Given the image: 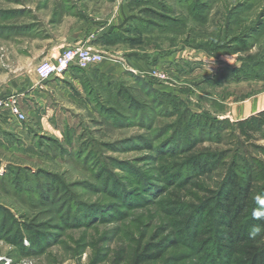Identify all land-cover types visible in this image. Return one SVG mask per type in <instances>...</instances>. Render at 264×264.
Returning <instances> with one entry per match:
<instances>
[{
  "label": "rangeland",
  "instance_id": "rangeland-1",
  "mask_svg": "<svg viewBox=\"0 0 264 264\" xmlns=\"http://www.w3.org/2000/svg\"><path fill=\"white\" fill-rule=\"evenodd\" d=\"M72 1L88 17L107 19L123 0ZM124 1L130 15L148 18L155 25L143 31L140 23L132 24L121 32L122 39L111 41L100 52L101 64L118 65L120 75L102 76L96 68L87 69L88 78H81L84 97L68 102V109L19 106L24 137L13 131L14 122L0 126V211L41 236L37 247H29L26 240L19 246L13 242V229L0 230V264H128L137 246L155 243L172 228L175 219L166 201L176 182L160 179L161 160L154 150L143 148L141 138L162 142L166 138L154 134L177 118L159 116L149 131L145 122L136 123L116 105L118 90H127L145 103L143 82L148 80L160 90L169 86L168 91L182 102L179 113L186 108L204 120L234 122L264 110V0H207L209 8L201 19L190 17L174 0H148L150 5L143 3L147 0ZM68 2L0 0V86L8 85L16 70L39 62L28 60L41 48L23 36L29 26L41 29L45 23L64 33L78 22L75 13L67 14ZM147 8L155 13L146 12ZM14 34L15 48L29 51L20 56L21 61L13 56ZM165 58L168 62L161 63ZM137 61L148 65L145 71ZM234 68H240L236 71L240 74L245 71L246 78H236ZM101 105L114 113L104 116ZM238 130L230 127L224 135L239 137L249 152L257 151L251 145L264 146L258 134L245 141ZM227 138L218 145L221 149H233ZM208 145L214 146L201 141L196 148ZM101 167L104 176H96ZM46 181L55 191L45 192ZM78 214L73 225L65 224L68 215L78 218ZM193 249L179 242L150 264H202Z\"/></svg>",
  "mask_w": 264,
  "mask_h": 264
},
{
  "label": "trees",
  "instance_id": "trees-1",
  "mask_svg": "<svg viewBox=\"0 0 264 264\" xmlns=\"http://www.w3.org/2000/svg\"><path fill=\"white\" fill-rule=\"evenodd\" d=\"M173 2L183 7L190 17L197 19H201L200 14L209 8L207 0ZM143 3L150 5L151 2L147 0ZM152 8H147L149 10L146 12H152ZM163 9L170 10L169 7ZM157 15L171 21L164 14ZM139 23L143 31H148V26L155 25L148 18L130 15L122 25L111 29L109 41H105L122 39V34L130 25ZM239 69L234 68L231 72ZM244 72H236V78H246L247 73ZM253 77L257 78V74ZM143 84L146 88L145 103L131 96L127 90H118L119 101L115 103L128 112L136 123L145 122L144 125L146 124L145 127L149 131L153 130L152 126L159 116H176L175 123L161 127L154 134L159 138L165 137L162 142L155 144L152 142L153 137L141 138L143 148L154 150L157 154L155 158L161 160L157 168L160 179L167 184H170L171 180L176 182L177 187L169 193L166 201L171 218L175 221L172 222V228L166 229L155 243L148 242L137 246L131 253L128 264H150L159 260L168 247L179 242L188 243L194 248L200 255L202 264H264V221L256 220L252 216L253 210L258 207L255 197L264 196V146L251 145L256 147L257 151L249 152L239 137L234 136L231 139L232 134L224 135L228 128L238 127L239 135L244 137L245 141L257 134L264 139V110L234 122L216 118L204 120L202 115L193 114L186 108L179 113L182 102L172 92L157 89L148 80ZM100 108L106 117L114 113L112 108L102 105ZM120 117L126 120L124 115ZM138 118L140 120H137ZM226 136L229 137L226 140L233 145V149H221L218 146ZM201 141H209L214 146L196 148L197 143ZM104 169L99 168L95 175H103ZM16 182L19 188L21 183L19 180ZM45 183L47 186L48 182ZM187 186L192 187V190L187 191ZM21 187L26 189L23 185ZM52 190L55 191V188L47 186L45 192L50 193ZM145 190L151 191L149 188ZM42 193L43 191L38 194ZM43 197L46 198L45 195ZM74 219L79 220V214L78 218L68 215L64 222L71 226L75 223ZM13 222V218H7L0 211V230L13 229V242L21 246L26 240L29 247L32 244L36 247L40 245L39 234L29 232L25 225ZM257 226L260 227V232L251 236L250 232Z\"/></svg>",
  "mask_w": 264,
  "mask_h": 264
},
{
  "label": "crops",
  "instance_id": "crops-1",
  "mask_svg": "<svg viewBox=\"0 0 264 264\" xmlns=\"http://www.w3.org/2000/svg\"><path fill=\"white\" fill-rule=\"evenodd\" d=\"M69 1L70 7L66 10L68 15H75L78 22L68 27L64 33L60 30L50 28L48 24H43L41 29L32 28L31 26L24 31L23 36L27 39H34L41 44V48L38 53L29 57L30 61L42 60L44 58H52L56 56L63 47L67 46H85L95 51H105L106 44L109 41V32L111 29L121 25L125 18L132 14L129 12L125 1L123 0L117 8L113 7V14L107 19H96L88 17L81 9L76 8V4L72 0ZM73 10V12H72ZM60 31V32H59ZM13 56L17 61H21L20 56L29 55V51L15 48V34L12 40ZM168 62L167 58L161 59L160 62ZM138 68L143 71L146 70V63L142 61L134 62ZM33 64H27L22 70H16L11 76V80L8 85L0 86V98L7 99L9 97H15L19 106L33 109H50L55 108H67L68 102H76L82 100L84 92L82 88L81 78H88L87 69L96 68V72L99 75L105 76H119L121 69L118 65H112V63H100L99 65L89 67L84 70L72 67L68 69L60 77H51L47 80L40 81L34 73ZM91 72V71H89ZM169 87V86H168ZM168 87L161 88L163 90H170ZM38 118H44L43 115H37ZM4 121L14 122L13 131L22 137H24L25 131L22 129L20 121H11L8 117V113L5 109H0V126L4 124ZM20 124V126H19Z\"/></svg>",
  "mask_w": 264,
  "mask_h": 264
},
{
  "label": "built area",
  "instance_id": "built-area-1",
  "mask_svg": "<svg viewBox=\"0 0 264 264\" xmlns=\"http://www.w3.org/2000/svg\"><path fill=\"white\" fill-rule=\"evenodd\" d=\"M103 54L85 46H67L52 58H44L34 66V73L40 81L51 77H60L68 69L75 67L85 70L89 67L100 64ZM159 78H164V74L156 73ZM1 108L5 109L9 118L22 121L24 114L19 110V104L15 97H9L5 101H0Z\"/></svg>",
  "mask_w": 264,
  "mask_h": 264
},
{
  "label": "clouds",
  "instance_id": "clouds-1",
  "mask_svg": "<svg viewBox=\"0 0 264 264\" xmlns=\"http://www.w3.org/2000/svg\"><path fill=\"white\" fill-rule=\"evenodd\" d=\"M207 70L209 73L212 71L211 62L207 66ZM255 202L258 205L257 208H255L252 212V216L254 219L259 221H264V196L257 195L255 197ZM260 227H253L252 231L250 232L251 236H255L260 232Z\"/></svg>",
  "mask_w": 264,
  "mask_h": 264
}]
</instances>
